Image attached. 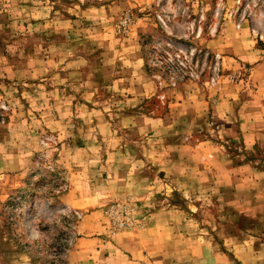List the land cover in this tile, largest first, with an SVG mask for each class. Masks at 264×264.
<instances>
[{
  "label": "rangeland",
  "instance_id": "374dc122",
  "mask_svg": "<svg viewBox=\"0 0 264 264\" xmlns=\"http://www.w3.org/2000/svg\"><path fill=\"white\" fill-rule=\"evenodd\" d=\"M254 50L264 62V0H0V264H68L85 214L64 201L69 146L124 126L108 236L156 216L189 236L190 264H264V146L240 133L244 101L264 107Z\"/></svg>",
  "mask_w": 264,
  "mask_h": 264
},
{
  "label": "crops",
  "instance_id": "0c3cea01",
  "mask_svg": "<svg viewBox=\"0 0 264 264\" xmlns=\"http://www.w3.org/2000/svg\"><path fill=\"white\" fill-rule=\"evenodd\" d=\"M255 51V50H254ZM263 51L254 53L245 52L241 57L245 63H254V79L257 83H264V62H258L257 56H262ZM260 72L262 74H260ZM115 80V79H114ZM113 82V80L111 81ZM117 86H127L117 78ZM117 96H123V89L119 88ZM145 93L151 91V88H145ZM259 91L251 94L252 99L246 100L241 105L244 118L240 127L241 137L245 149L251 150L255 145L264 146V124L259 127L256 121L264 117L263 104L256 105L260 96ZM64 91L59 87L57 99L66 100L63 96ZM125 97V100L138 101L139 96L143 95L142 90H137L132 97ZM139 95V96H138ZM81 97H86L82 95ZM75 98L71 97V100ZM253 101V102H250ZM223 105L228 102L223 101ZM235 104H232L234 106ZM255 106V108L253 107ZM253 108V109H252ZM129 112V111H125ZM138 109L130 110L131 114L138 115ZM263 114V115H262ZM123 122L125 120L122 118ZM129 124L133 125L132 122ZM115 129H105L101 131L109 135V141L106 144L86 145L85 148L69 146L71 158L67 162L69 167L80 166L75 173L77 174L71 180V187L64 196L65 205L73 210L85 212L83 219L75 227V238L72 242L70 253L67 257L68 264H190L192 256H175L179 248L183 250L188 245L189 236L181 233L177 225L171 224L168 220L161 221L155 216L144 229L117 232L113 236H108L107 226L98 209L101 201L112 199L119 195L123 190L124 182L121 174V165L124 164L123 142L115 144L116 133L124 132ZM126 132V131H125ZM115 135V136H114ZM98 144V143H97ZM139 143L135 144L138 147ZM142 148V144H141ZM94 150V152H93ZM104 150V152H103ZM101 151V152H100ZM100 152V153H99ZM82 154V158L73 163L74 154ZM139 165L143 164L142 156L135 157ZM74 175V174H73ZM182 255H185L184 252Z\"/></svg>",
  "mask_w": 264,
  "mask_h": 264
},
{
  "label": "built area",
  "instance_id": "2783aa9c",
  "mask_svg": "<svg viewBox=\"0 0 264 264\" xmlns=\"http://www.w3.org/2000/svg\"><path fill=\"white\" fill-rule=\"evenodd\" d=\"M121 227H125L124 225H120ZM126 226H128V225H126ZM128 227H130V226H128Z\"/></svg>",
  "mask_w": 264,
  "mask_h": 264
},
{
  "label": "bare ground",
  "instance_id": "6f19581e",
  "mask_svg": "<svg viewBox=\"0 0 264 264\" xmlns=\"http://www.w3.org/2000/svg\"><path fill=\"white\" fill-rule=\"evenodd\" d=\"M29 217V216H28ZM29 222V221H28Z\"/></svg>",
  "mask_w": 264,
  "mask_h": 264
}]
</instances>
